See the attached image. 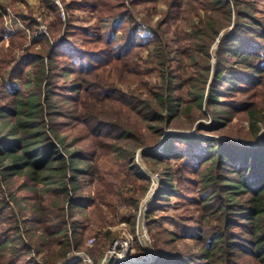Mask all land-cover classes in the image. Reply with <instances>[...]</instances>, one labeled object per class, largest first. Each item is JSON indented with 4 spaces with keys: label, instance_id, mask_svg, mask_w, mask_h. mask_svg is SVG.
Segmentation results:
<instances>
[{
    "label": "trees",
    "instance_id": "obj_1",
    "mask_svg": "<svg viewBox=\"0 0 264 264\" xmlns=\"http://www.w3.org/2000/svg\"><path fill=\"white\" fill-rule=\"evenodd\" d=\"M58 1L40 0L36 8L26 2V12H15L22 29L0 31V38L8 35L13 43L0 58V264H56L84 249L100 264L105 252L96 255L80 222L70 221L91 201L75 184L77 177L90 174V156L99 149L120 150L133 160L134 173L150 180L134 160L136 148L149 145L129 113L161 140L183 113L189 123L210 117L204 105L210 122H197L191 135L172 133L161 150L142 154L146 166L160 175L146 213L150 229L160 227L153 224V210L167 206L174 194L194 208L187 207L191 215L177 235L165 238L152 231L156 257L150 264H264V132L253 145L264 128V12L254 14L253 0H165L163 15L154 24L147 15L142 29L122 6L155 0ZM108 4L117 11L109 12L107 30L99 21L90 27L77 23V11ZM178 20H186L189 30L183 24L173 30ZM172 30L177 38L168 36ZM15 48L18 57L12 54ZM109 63L121 65L138 91H125L98 73ZM152 75L158 78L153 84ZM239 116L245 122L239 139L250 145L233 140L234 133L204 134L224 130ZM59 118L85 126L93 143L70 153L53 126ZM133 143L134 148H124ZM20 173L40 194L28 208L29 227L3 186ZM45 194L54 199L40 205ZM32 230L41 231L40 239ZM107 234L110 243L114 237ZM177 241L184 245H160ZM69 264L87 263L77 258ZM107 264L127 263L112 258Z\"/></svg>",
    "mask_w": 264,
    "mask_h": 264
},
{
    "label": "rangeland",
    "instance_id": "obj_2",
    "mask_svg": "<svg viewBox=\"0 0 264 264\" xmlns=\"http://www.w3.org/2000/svg\"><path fill=\"white\" fill-rule=\"evenodd\" d=\"M229 1L232 2V0ZM253 1L255 3V7L251 10L256 16L261 17V14L264 12V0ZM26 2L33 8H36L39 5L40 0H0V13L2 14L1 16L4 17H2L3 20H0V31L3 29H22L15 12H17V10L26 12ZM126 3L127 7L122 6V8H129L132 11L135 21L140 23L142 29L145 28L144 18H146L147 15H151V24H154V22H156L167 9L165 0H155L154 3H149L148 6L138 3L134 8H132L129 1H126ZM2 6L5 7L6 13L2 10ZM116 11L117 9L113 7L112 4L103 6V8L102 5H99V9L92 10L90 12L80 10L76 12L77 23L82 27H90L99 21V27L102 30H107L112 24V16L109 15V12ZM102 17H107V20H101ZM186 23V20H178L176 24H173L172 29L174 30L177 24H183L185 26V30H189L188 24L186 25ZM42 24L44 25V23ZM173 30L168 34V36L177 38L176 34L173 33ZM24 33L27 34V31H24ZM8 38V35H6L4 38H0V58L13 49V43H11ZM219 41L220 39L217 42ZM172 46L175 47L174 44H172ZM216 49L217 43H215L210 50L212 57L211 62L213 65L216 62ZM12 52L14 57H18L20 54V51L16 48ZM146 56L147 51L144 50L141 57L144 58ZM230 59L232 60L233 58ZM113 64L114 63H109L100 67L97 69L98 73H101L103 77L106 76V79H108L109 82H114L117 86L123 88L125 91L134 89H137L138 91V85L135 82H130L128 78V72L123 70L121 65L116 66ZM152 76H150L148 80L153 84L158 78L156 75ZM0 80H3L2 77ZM140 91L142 94L140 97L144 98L146 96L145 90L142 89ZM261 97H264V94H262ZM203 112L210 117L196 118L194 121H192V123H189L191 121L188 114H181L176 122L177 126H167L165 133L161 136V140H157V138L160 136L153 131H150L148 129V125L143 119L138 117L136 114L129 113V116L132 118L131 121L137 124V131L141 134V140L149 145V148H136L134 160L140 169L146 175H148L150 180H146L135 174L134 171L129 167L133 160L131 157H126L125 154L120 150H114V148L112 150L99 149L97 153H93V155L90 156V174H87L86 177H77L75 184H80L79 192H81L84 197L90 198L91 201L88 202L84 207L76 210L70 221L80 222V228L84 233L86 243H88L90 238L95 239L92 246H89L88 244L87 245L93 248V252L96 255H99L101 251L105 252L102 260L100 259V264H102L104 259L112 257L110 253H108L111 245L117 239L130 234L132 237H134V250L128 252L127 257L129 259H119V261L127 264H150L154 262L156 252L153 250L152 231L155 232V230H158L159 235L163 237L166 233H171L175 236L177 235L179 224L184 220V218L188 219V217H190V210L194 208L190 205L189 200L186 199V201H183L181 195L174 194L167 206L159 207L153 210L152 218L155 220L153 224H159L160 227L152 228V230L150 229L147 224L148 217L146 213L147 210L150 209L152 197L159 187L160 175L158 173L152 172L151 169L146 166L142 160V154L147 151L152 152L161 150L167 136L172 133L188 135L196 133V130L194 129L197 122L208 123L211 121V114L205 105ZM243 120L244 119L241 116H239V118L233 117L230 119L228 126L224 130L204 134L207 136L223 137L221 135L223 133H234L232 135L233 137H231L233 140L243 145H250L248 142L240 140V130L245 129V122ZM57 121L58 122H54L53 125L55 132L66 143L70 153L76 148L85 149L93 143L92 139L88 137L85 126L79 124L76 120H71L69 118H59ZM189 124L190 126H188ZM263 132L264 128L255 139L256 141L253 143L254 146H258L260 143V136ZM164 135H167L165 140L163 139ZM162 142L163 144L161 145L160 143ZM134 145L135 143H133V145H126L124 148L131 149L132 147L134 148ZM140 152L142 153L138 159L137 157ZM174 161V159H171V162L169 163L173 164ZM12 178L13 179L11 182L3 185L5 192L7 193L8 197H10L9 193L13 196V203L15 207L21 209V217L27 221L26 225L29 227L32 222L30 221L31 214L28 208L33 202L39 199L40 194L32 189V186L35 185V183L31 180H26L23 173L14 174ZM43 198L44 201L41 202L40 205H49L52 199H54L49 194H45ZM187 207H189L190 210H188ZM132 216L135 218H131ZM138 231L141 234V238L138 235ZM31 232L35 233V236L40 239L37 236L39 233H41L40 230H32ZM108 232L114 237L110 243L107 240ZM136 239L138 242H136ZM160 245L163 248L172 249L175 246L182 247L184 245V241L171 242L169 244L160 242ZM120 249L121 247L116 248V251H120ZM75 252H70L64 260H60L56 264L62 263L68 257L74 255ZM83 252L87 253L85 249ZM45 253L46 250L44 249L36 257L40 259V256ZM89 257L92 258L94 262V258L91 255H89ZM131 259L137 262H132Z\"/></svg>",
    "mask_w": 264,
    "mask_h": 264
},
{
    "label": "built area",
    "instance_id": "obj_3",
    "mask_svg": "<svg viewBox=\"0 0 264 264\" xmlns=\"http://www.w3.org/2000/svg\"><path fill=\"white\" fill-rule=\"evenodd\" d=\"M94 238H90L88 241V245L92 246L94 244ZM133 241H134V237L130 235L128 236H124L121 237L119 239H117L110 247V250H108V253H110V255L113 258H116L117 260L121 259V260H125V259H129L127 257V254L129 251H133L134 247H133ZM120 251H116V248H120ZM75 252V251H74ZM73 256V257H72ZM70 257H68V261L65 262L63 261L62 263L59 264H69L70 262L75 261V259L77 258H81L83 259L87 264H94L92 258H90L86 253H84L83 251H76L74 255H72Z\"/></svg>",
    "mask_w": 264,
    "mask_h": 264
},
{
    "label": "water",
    "instance_id": "obj_4",
    "mask_svg": "<svg viewBox=\"0 0 264 264\" xmlns=\"http://www.w3.org/2000/svg\"><path fill=\"white\" fill-rule=\"evenodd\" d=\"M215 46H216V45H215ZM166 136H167V135H164V136H163V139H164V140H165ZM160 144L162 145L163 142L160 143ZM141 153H142V152H140V153L138 154V157H137L138 159H139V156L141 155ZM138 235H139L140 238H141V234H140L139 231H138ZM112 258H113V257H108V259H104V261L102 262V264H107V262H108L110 259H112ZM67 261H68V259L65 260V262H67Z\"/></svg>",
    "mask_w": 264,
    "mask_h": 264
},
{
    "label": "bare ground",
    "instance_id": "obj_5",
    "mask_svg": "<svg viewBox=\"0 0 264 264\" xmlns=\"http://www.w3.org/2000/svg\"><path fill=\"white\" fill-rule=\"evenodd\" d=\"M132 260V259H131ZM139 261V260H138ZM132 262H137V261H134V260H132Z\"/></svg>",
    "mask_w": 264,
    "mask_h": 264
}]
</instances>
